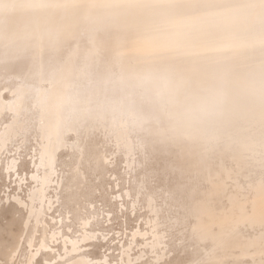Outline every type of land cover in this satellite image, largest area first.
Wrapping results in <instances>:
<instances>
[{
    "label": "bare ground",
    "instance_id": "obj_1",
    "mask_svg": "<svg viewBox=\"0 0 264 264\" xmlns=\"http://www.w3.org/2000/svg\"><path fill=\"white\" fill-rule=\"evenodd\" d=\"M259 0H0V264H264Z\"/></svg>",
    "mask_w": 264,
    "mask_h": 264
},
{
    "label": "snow or ice",
    "instance_id": "obj_2",
    "mask_svg": "<svg viewBox=\"0 0 264 264\" xmlns=\"http://www.w3.org/2000/svg\"><path fill=\"white\" fill-rule=\"evenodd\" d=\"M253 7H259L262 21H264V0H259L258 5H253Z\"/></svg>",
    "mask_w": 264,
    "mask_h": 264
}]
</instances>
